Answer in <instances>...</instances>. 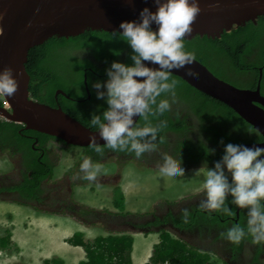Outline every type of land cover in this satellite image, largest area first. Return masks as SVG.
Wrapping results in <instances>:
<instances>
[{
    "label": "trees",
    "instance_id": "16d2710c",
    "mask_svg": "<svg viewBox=\"0 0 264 264\" xmlns=\"http://www.w3.org/2000/svg\"><path fill=\"white\" fill-rule=\"evenodd\" d=\"M116 33L89 30L69 38L54 36L33 48L26 64L32 97L41 103H53L51 105L55 107L57 105L54 104V94L58 89H62L71 98L76 99L60 96L63 110L85 126L96 129L89 125L90 114H101L107 105L103 103L99 106V100L96 97L83 101L87 97L84 75L87 74L89 80V76H92L90 68L105 74V69L113 61L131 63V49L119 37L118 32ZM184 48L192 52L193 58L206 65L214 75L236 87L254 89L262 74L261 88L264 91V15L259 16L256 21H248L231 32H225L221 37L197 35L191 39H185ZM92 56L97 63L90 59ZM170 80L176 81L175 96L171 97L167 93H162L157 98V100L168 98L169 110L163 114H149L147 121L140 118L137 123L139 126L145 123L156 126L161 121L165 122L158 128L156 140L153 141L155 144L153 150L146 151L137 158L134 153L113 151L100 145L102 149L100 153L95 152L90 146L82 148L86 150V152L82 151V156L88 155L94 162L100 164L117 160L119 163L135 161L158 166L162 163V155L167 153L177 162L181 161L184 169L186 166L203 165L201 162L204 158H207V164L212 166L214 161L220 159L223 144L245 142L240 141L233 134L234 129L238 131L241 138L259 136L260 133L252 125L222 101L202 93L176 75L170 74ZM23 128L22 125L0 120V152L8 154L10 158H18L20 164L27 167V170L21 171L22 180L13 188L19 194L17 196L19 203L21 200L33 202L28 199H33L39 193L47 191L49 182L45 184V180L53 176L57 163L55 160L52 163L49 159H40L35 148L32 147L33 138L29 135L36 134L43 144H47L51 139L60 141L55 137ZM251 140L254 141V139ZM220 141H223V144ZM206 142L215 147L210 151L205 145ZM115 193L117 197L125 200L122 192L117 190ZM201 200L203 199L200 198L199 202ZM199 202L191 205L195 212L188 210L187 222L182 220L181 213L175 217V226L194 228L203 222L214 225L227 217H235L238 209L235 205L229 204L231 215L217 210L206 212L198 208ZM114 205L124 211L125 216L134 214L125 211V208H121L116 201ZM69 207L75 215L82 218L91 214L95 217L94 210L76 208L72 204ZM245 219L244 214L242 226ZM167 232L171 231L161 230V242L155 248L153 264H214L209 257L200 258L196 253V250L209 252L206 246L193 245L184 238L178 235V237L170 236ZM10 237L9 234L0 237V249L7 248L6 242L10 240ZM246 239L253 243L250 236ZM68 242L74 246H81L85 250L86 261L80 264H132L133 239L128 235L102 236L93 241H86L83 233H76ZM242 242L243 238L240 243ZM187 245L192 249H188ZM238 249L241 250L242 246L238 245ZM235 251L236 248L231 253L232 257L236 256ZM258 252L261 253V248ZM255 261L260 264L258 258Z\"/></svg>",
    "mask_w": 264,
    "mask_h": 264
},
{
    "label": "clouds",
    "instance_id": "9594fccd",
    "mask_svg": "<svg viewBox=\"0 0 264 264\" xmlns=\"http://www.w3.org/2000/svg\"><path fill=\"white\" fill-rule=\"evenodd\" d=\"M153 3L155 5V11H150L148 7H144L140 10L136 20L121 21L118 26L120 29L118 33L119 37H121L131 49V63L111 62L110 66L105 69L106 79L103 81L96 80L90 84L91 89L95 90L96 99L103 100L107 107L99 115L90 114V119H88L89 125L97 129L96 133H98L99 139L104 141L103 145L105 147L113 151L118 150L134 153L137 158L144 152L155 148L153 141L156 140V133L158 128L163 126L165 122L161 121L156 126L150 123L139 126L133 118L139 117L147 121L149 114H163L169 110V99L161 98L157 100V98L160 97L162 93H167L171 97L175 96L174 89L176 81L170 80V74L173 70H185L190 73L193 53L185 50L184 40L185 37L191 33L192 23L200 12L198 0H153ZM153 25H155V29H153ZM113 34L117 33L114 31ZM145 62L148 63L146 64ZM149 64L155 65V67H151ZM17 87L18 82L13 76V70L10 67H4L0 70V98L12 97ZM30 96L32 97L31 93ZM153 105L155 106L154 108L152 107ZM0 108H4V106L0 104ZM7 111H12L11 107L8 108ZM0 120L11 122L1 115ZM11 123L22 125L24 127L23 129L27 131L30 130L27 129L24 124L16 122ZM36 139L39 140V137L37 136ZM52 140L53 139L50 141ZM48 142L46 144L47 149L49 148ZM60 143L67 145L61 140ZM220 143L223 144V141H220ZM88 144L93 147L95 152L100 153L102 151L100 144L97 142L96 135L89 136ZM206 144L210 143L206 142ZM245 145L244 143L234 144L231 142L223 144V153L220 159L214 161L211 167H208L207 162H205L203 165L189 166L188 169L201 167L195 173H203L200 184L203 192L197 195L200 196L199 198L203 199L198 204L199 209L217 210L224 214L231 215V209L228 206L231 204L235 205L240 210H245L246 219L244 225L242 226L239 223L233 224L223 233L228 241L239 243L242 238L250 236L253 243H264V147H249ZM32 147L34 148V145H32ZM70 147L76 149L83 148L75 146ZM48 151L50 150L48 149ZM2 158L6 159L5 157ZM54 160L57 163L59 162V158L57 157H55ZM79 160L80 159H78V161ZM76 163L71 169L77 172L74 178L76 180L79 179L82 184H84V180L89 182L95 181L103 167L99 162H94L88 155L82 156L81 162L77 165V168ZM156 167L163 176L169 179L184 175V168L182 167L181 161L177 162L167 153L162 155V163ZM23 169L27 170V167L19 165L15 170L16 185L22 180L21 171ZM1 170H4L3 166H0V171ZM73 182L74 180L70 178L68 182L69 185L66 182L69 196H66L65 199H69V197L72 199ZM17 196H19V194L13 195L12 198L8 197V199H2L3 203L0 204V237H4L8 234L11 235L10 240L6 242L8 243L7 248L0 249L1 264H9L7 261L17 255L20 256L18 262L30 264V257L28 258V253H26L28 249L25 248L22 242L23 238L21 236L23 229L39 221L40 217H47L44 215L54 217L41 209L34 208L31 204L26 206L19 205ZM195 197L191 199H195ZM59 199L60 198L54 197V201L51 198H49V201L55 203ZM65 199L62 200L65 201ZM84 206L87 205H82V207ZM16 207L20 209L21 207L30 209L38 214L35 215L36 217L31 221V217H29L30 214L25 209L22 210H25L27 214L22 213L21 210L15 214L14 208ZM88 209L94 210V212H102L90 207H88ZM10 216L15 217L8 218ZM188 216V209H182L181 218L184 222H187ZM56 217L62 218L59 222L69 219L72 220V223H78L85 229H92L94 232L98 229H102L106 232L105 235H103L104 237L120 236L123 234L130 237L134 235H157V237L161 239V232L150 234L135 232L134 234L130 233V235L129 233H122L120 231L117 233L115 232L117 231L116 228L114 231L107 230V228L95 229L92 223L84 219L86 217L82 218L75 214L66 216L59 215ZM17 219L21 220V225L19 222H16ZM41 221L46 223L48 228L52 227L51 223L46 222V219H42ZM103 225L109 226V224ZM17 228H19L18 241L14 239L16 236L15 230ZM81 229L80 231L82 232L76 233L84 234L85 229ZM74 235L71 238H73ZM173 236L175 237V235ZM97 237L98 236H95L90 240H85L93 241ZM71 238L65 239V243L72 247H81L70 244L68 240ZM135 240L136 239L133 241V248ZM160 242L161 241L155 243L156 246L159 245ZM156 246H153V252ZM15 247H17L18 250H15ZM67 249L70 253L72 252L71 249ZM54 251V257L44 259L42 264H64L61 257L65 252L64 248L55 247ZM152 257H154V253ZM152 257L150 262L148 263V261H146L147 263L145 264H153ZM82 261H86V257L80 260V262Z\"/></svg>",
    "mask_w": 264,
    "mask_h": 264
},
{
    "label": "water",
    "instance_id": "95a60500",
    "mask_svg": "<svg viewBox=\"0 0 264 264\" xmlns=\"http://www.w3.org/2000/svg\"><path fill=\"white\" fill-rule=\"evenodd\" d=\"M198 3L200 12L185 39L197 35L221 37L264 15V0H198ZM144 7L155 11L153 0H0V70L10 67L18 82L13 96L6 97L12 111L0 108V115L70 146L90 147L88 138L92 135H96L97 142L103 145L97 129L85 126L61 106L52 107L30 96V76L26 70L29 53L54 36L69 38L89 30L119 33L120 22L136 20ZM152 27L155 29V25ZM171 74L222 101L264 135L261 79L256 90L238 88L214 75L195 58L190 73L173 70ZM86 85L88 91L87 80ZM59 93L69 97L62 90ZM133 119L136 124L140 120L139 117ZM245 146L264 147V143Z\"/></svg>",
    "mask_w": 264,
    "mask_h": 264
},
{
    "label": "rangeland",
    "instance_id": "374dc122",
    "mask_svg": "<svg viewBox=\"0 0 264 264\" xmlns=\"http://www.w3.org/2000/svg\"><path fill=\"white\" fill-rule=\"evenodd\" d=\"M103 103V100H99V106ZM39 146L44 151V158H46V160L49 159L53 163L55 157L59 158V162L55 165L53 176L50 179L45 180V184L50 182L47 186L46 194H48L49 198H51L53 201L54 197L60 198L61 200L65 199L66 196H69L67 192L68 188L66 187V182L68 183L70 178L74 180V182L72 184L73 196L72 199H70L69 197V200L70 203L76 208L88 209V207H90L95 210L102 211V214L107 215L109 217L120 218V216L124 215V211H121L120 209L116 208V205H114L115 201L121 208H125V211H129L131 213H145L155 211L157 203L162 204L171 199L174 201H182L195 196L200 197L197 195H200V193L203 192L200 185L203 178V173H195L201 167L187 169V171L184 169V175L169 179L168 177L163 176L159 172V169L156 167L155 164L149 165L146 163H135L133 161L119 163L117 160H109L103 162V164H101L103 166L102 171L97 176L96 180L92 182L84 180V184H82L79 179L76 180L74 178L75 170L71 168L78 161V159H80V156L82 154L81 151L86 152L85 149H76L74 147H70L62 143L56 142L55 140L48 142V149L51 151V153L48 151L46 144H43L40 140ZM0 154L5 153L0 152ZM207 161L208 160L204 158L202 163L204 164ZM10 162L14 164V168H12V165H10L8 160L0 158V166H3L4 169L0 171V176H5L8 171H15L19 167L18 158H11ZM77 165L78 162L76 163V168ZM208 167H211V165H208ZM58 185H60L61 187V193L57 188ZM117 190L125 195V200L120 199L116 196L115 192H117ZM42 194L43 192L39 193L33 199L28 200L33 202H39L40 196ZM2 203V200H0V204ZM82 205L87 206L82 207ZM22 209L25 208H14L15 214L20 210L22 213L27 214V212L25 211L27 210L30 214L29 217H31V221L34 219V217H36L35 215L38 214L30 209ZM44 216L47 217H40L39 221H41L42 219H46V222L51 223L52 227L59 226L60 228L72 231L80 228L78 225L72 223V220L69 219H67L66 221L63 220L62 222H59L62 219L56 217L59 215H52L54 217H50L48 215ZM13 217L10 216L8 218ZM84 219L92 223L95 229L107 228V230L109 229L114 231V229L116 228L115 225L109 224V226H105L99 221L91 222L87 218ZM16 222H19V224L21 225L20 219H17ZM115 232L119 233L118 231ZM105 233L106 232L102 229H98L95 232L92 229H85L84 236L85 239L90 240L95 236L102 237L103 235H105ZM167 233L170 236H173L172 234H170V232ZM131 237L133 241L134 239H136L134 247L136 248L137 254L146 255L144 259H146L145 261H148L149 263L154 253L153 247H150V241H155L151 242V244L155 247V243L161 241V239L157 237V235H134ZM186 247L188 249H192L188 245ZM15 250H18V248L15 247ZM206 250H208L209 252H199L196 250V253L200 258L209 257L210 260L214 262V264H227L224 261H220L215 256V252H213L212 247H207ZM67 254L69 253L66 251L65 255ZM19 259L20 256L17 255L14 258L9 259L7 262L9 264H23L22 262H18ZM29 259L30 264H42L43 261V259H38L36 254H34ZM1 263L2 261L0 258V264Z\"/></svg>",
    "mask_w": 264,
    "mask_h": 264
},
{
    "label": "flooded vegetation",
    "instance_id": "af4514ba",
    "mask_svg": "<svg viewBox=\"0 0 264 264\" xmlns=\"http://www.w3.org/2000/svg\"><path fill=\"white\" fill-rule=\"evenodd\" d=\"M257 19L252 20V21H256ZM90 59L93 60L95 63H97V60L93 56ZM100 65L102 67L103 63ZM90 69H91L92 76H89V80H88V75L87 74L84 75V83L86 85V80H87L88 91H87V85H86L87 97L84 98L83 101L92 100L93 97L95 98V90L91 89L90 87L91 82H94L96 80L103 81L106 79V75L104 73L95 71L92 68ZM260 79L262 80V74H260L259 81ZM259 81H258V84H259ZM258 84L256 85V88L251 89V90H256L258 87ZM59 90H62V89H58L54 94V104L57 106H61L62 97L60 96L64 97L63 94H60V93L58 94ZM260 91H261L262 96H264V91L262 90L261 86H260ZM67 96L69 95L67 94ZM66 98L70 99L71 97L69 96ZM71 99L76 100L75 98H71ZM233 134L236 135L240 139V141H245L243 142L244 144L262 145L264 143V135L262 136L259 134L257 138H249V137L241 138L240 134L235 129L233 130ZM29 137L33 138L32 145H34L36 154L39 156L40 159H43L44 151L39 146V140L36 139L37 135L33 134V135H29ZM251 139H254V141H252ZM58 142L60 143V141ZM243 143H239V144H243ZM205 145L210 151L213 147H215L213 144H205ZM2 157H5L6 160L9 161L10 165H12V168H14V164L10 162L11 158L9 156L2 154L0 155V158ZM18 164L24 165V164H20V160ZM188 168L189 167L186 166L185 170L187 171ZM75 174L77 175V172H75ZM15 185H16L15 171H8L5 176H0V200L8 199V197L12 198L13 195L17 194V192L13 189ZM57 188L59 192L61 193L60 185H58ZM45 192L46 190L40 196L39 202L33 203V202H27L25 200H21V203H19V205L26 206L28 204H31L33 205L34 208L41 209L44 212H47L51 215L56 214V215L66 216V215H73L75 213L69 207L71 205L69 199H65V201L59 199L57 202L54 203L52 201H49V196L48 194H45ZM199 199H200L199 197H195V199L190 198V199H186L182 201H174L171 199L162 204L157 203L156 204L157 206L155 207V211L153 212L132 214V216L122 215L120 216V218L118 217L112 218V217L102 214L101 212H94L95 217H94V214L93 215L91 214V215H86V218L90 220L91 222L99 221L102 224L115 225L117 231H120L122 233L128 232V233L134 234L136 232V233H142V234H150L154 232L159 233L163 229H168L171 231L170 233L172 235H175V237L180 236L193 245L212 247L213 251H215V254L217 255L215 256L217 258L219 257L220 261H224L227 264H259L258 262L255 261L256 258L260 260V264H264V243H261V244L251 243L250 240L246 239L247 237L246 236L245 238H243L242 243L239 242L236 245L234 243L228 242V240L223 235V233L228 227L236 223H239V224L243 223V217L245 214V210L243 211V209L241 210L237 209L235 217H227L226 219H222V222H218L214 225L207 223V222H203L201 223V225L195 226L194 228H179L175 226V222H174L175 217H177L181 213V210L188 209L194 213L195 210L192 209L191 205L194 203H198ZM191 202L193 203L190 204ZM203 211L207 212L209 210H203ZM231 219H232V222H231ZM229 245H232V247H228ZM238 245L242 246L241 250L238 249ZM235 248H236V251H235L236 256L232 257L231 253L233 252ZM260 248H261V253L258 252V249L260 250Z\"/></svg>",
    "mask_w": 264,
    "mask_h": 264
},
{
    "label": "crops",
    "instance_id": "0c3cea01",
    "mask_svg": "<svg viewBox=\"0 0 264 264\" xmlns=\"http://www.w3.org/2000/svg\"><path fill=\"white\" fill-rule=\"evenodd\" d=\"M77 224L80 228L74 231L60 228L59 226H54L48 228L46 223L43 221H36L30 227L23 229L22 231V242L28 251L26 253L28 258L32 257L34 254L37 255L38 259H49L54 257V248L62 247L64 251L69 254L65 255V252L61 255L62 261L64 264H79L81 259H85L86 253L82 247H72L65 243V239L71 238L76 232H82L81 228L84 227ZM88 230V229H87ZM16 236L14 239L18 241L19 228L15 230ZM155 242L154 240L150 241V247L154 245L151 242ZM157 243V242H156ZM71 249L72 252L67 249ZM146 255L140 254L138 255L136 252V248H133L132 252V260L134 264H145L147 263L144 259ZM147 258V257H146ZM67 261V262H66Z\"/></svg>",
    "mask_w": 264,
    "mask_h": 264
},
{
    "label": "bare ground",
    "instance_id": "6f19581e",
    "mask_svg": "<svg viewBox=\"0 0 264 264\" xmlns=\"http://www.w3.org/2000/svg\"><path fill=\"white\" fill-rule=\"evenodd\" d=\"M26 70H27V69H26ZM29 91H30V89H29ZM0 102H1V104L4 106L5 110H7L8 108L11 107V104H10V102L8 101V99H7L6 97H4V98H0ZM47 105H49V104H47ZM49 106H51V105H49ZM52 107H53V106H52Z\"/></svg>",
    "mask_w": 264,
    "mask_h": 264
}]
</instances>
